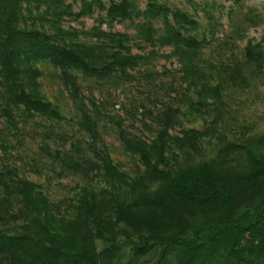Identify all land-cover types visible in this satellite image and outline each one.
I'll return each mask as SVG.
<instances>
[{
  "label": "trees",
  "instance_id": "1",
  "mask_svg": "<svg viewBox=\"0 0 264 264\" xmlns=\"http://www.w3.org/2000/svg\"><path fill=\"white\" fill-rule=\"evenodd\" d=\"M94 12L98 23L88 31L62 24ZM124 20L134 23L140 42L170 48L184 84L178 100L184 110L171 103L147 110L150 140L118 128L139 164L134 172L103 146L97 105L93 98L85 103L79 82L130 79L129 71L155 54L133 53L127 33L102 28ZM199 27L187 10L157 0L144 8L137 0H80L76 11L65 0H0L1 115L13 129L18 113L59 117L39 87V66L49 63L75 104L91 152L50 154L85 179L65 213L38 183L0 165V264H264V134L228 139L222 131L224 91L264 70V44L248 41L241 62L214 69L203 61ZM186 111L200 128L183 127ZM119 235L131 251L124 263L113 261Z\"/></svg>",
  "mask_w": 264,
  "mask_h": 264
},
{
  "label": "rangeland",
  "instance_id": "2",
  "mask_svg": "<svg viewBox=\"0 0 264 264\" xmlns=\"http://www.w3.org/2000/svg\"><path fill=\"white\" fill-rule=\"evenodd\" d=\"M108 4L111 0H101ZM117 1V0H114ZM187 10L199 22V37L206 45L202 58L206 65L219 69L243 60V48L248 41L264 44V0H157ZM76 11L80 0H65ZM144 8L148 0H137ZM98 12L77 20H63L65 28L88 31L97 25ZM158 22L155 26H159ZM104 29L129 35L133 53L153 54L147 63L130 70L132 78L117 82L94 83L79 78L85 103L93 98L96 105L98 135L114 163L129 172L136 171L138 162L125 151L119 139L118 128L125 129L145 140L153 137L151 117L164 104L184 105L180 94L184 84L179 80V65L168 56L169 47L145 45L136 37L134 23L128 20L114 22ZM81 37H84L81 35ZM88 38V37H86ZM39 87L45 97L57 106L59 117L46 120L24 117L18 113L17 127L13 129L0 112V165L14 168L17 176L38 183L50 202L65 213L85 179L50 154L59 151L75 156L79 152L91 156L89 136L78 125V112L68 92L58 78V71L49 63L40 64ZM147 72L148 75L144 74ZM181 84V85H180ZM173 88V89H172ZM176 94V95H175ZM222 131L228 139L245 134H264V70L249 76L247 84L227 85L223 94ZM183 127L200 128V120L191 121L186 111L181 118ZM180 127L170 132L175 134ZM210 150L206 145L205 152ZM1 171V170H0ZM89 173L88 180L98 186V179ZM3 177V176H2ZM119 235V250L113 261L124 263L131 251ZM103 243L96 240L97 250ZM143 259V258H141ZM150 260V259H149ZM140 264V263H139Z\"/></svg>",
  "mask_w": 264,
  "mask_h": 264
},
{
  "label": "water",
  "instance_id": "3",
  "mask_svg": "<svg viewBox=\"0 0 264 264\" xmlns=\"http://www.w3.org/2000/svg\"><path fill=\"white\" fill-rule=\"evenodd\" d=\"M3 173L0 171V181L2 179Z\"/></svg>",
  "mask_w": 264,
  "mask_h": 264
}]
</instances>
